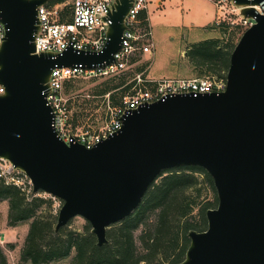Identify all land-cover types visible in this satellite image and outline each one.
Instances as JSON below:
<instances>
[{"label":"water","instance_id":"95a60500","mask_svg":"<svg viewBox=\"0 0 264 264\" xmlns=\"http://www.w3.org/2000/svg\"><path fill=\"white\" fill-rule=\"evenodd\" d=\"M52 0H0V160L31 180L34 193L63 202L55 231L84 218L98 246L130 217L165 171L199 167L212 178L218 205L207 228L190 231L180 264H264V0H231L254 20L237 42L221 93L169 96L121 118L115 135L87 149L53 128L47 97L55 68L110 66L135 0H117L105 48L36 54L39 12Z\"/></svg>","mask_w":264,"mask_h":264},{"label":"trees","instance_id":"16d2710c","mask_svg":"<svg viewBox=\"0 0 264 264\" xmlns=\"http://www.w3.org/2000/svg\"><path fill=\"white\" fill-rule=\"evenodd\" d=\"M68 1L52 0L50 5ZM67 11L69 13V7ZM140 18L145 21L147 13L143 12ZM224 35L229 40L225 47L221 46L220 40L210 39L194 45L187 52L192 64L205 70L207 76L228 72L230 57L239 37L236 32L229 35L227 30ZM143 70L139 67L106 78L92 95L102 99L110 95L112 106L124 105V98L130 94L134 85L132 80ZM77 81L66 83L65 95L77 89L74 87ZM200 178H203L209 189L216 192L212 178L202 168L186 167L165 171L148 190L139 208L108 230V244L102 247L98 246L96 236L91 233L90 224L80 232L69 229L70 223L56 233L58 215L52 213L53 200L39 197L29 199L20 188L7 185L1 178L0 203L9 204V227L16 228L30 222L21 252L23 264H55L72 255L70 264H180L190 245L189 232L205 231L206 213L218 205L217 196L214 202H197L202 194ZM41 208H45V211H41ZM196 209H199V213L195 216ZM8 247L12 250L15 248L12 244ZM0 264H8L1 245Z\"/></svg>","mask_w":264,"mask_h":264},{"label":"built area","instance_id":"2783aa9c","mask_svg":"<svg viewBox=\"0 0 264 264\" xmlns=\"http://www.w3.org/2000/svg\"><path fill=\"white\" fill-rule=\"evenodd\" d=\"M117 0H69L65 4L46 5L38 9L39 31L35 38L36 54H62L70 47L77 51L100 52L108 41L107 32L112 24L109 16ZM219 11L217 26L226 23V14L235 17L230 26H235L243 33L255 24L254 20L244 19L241 8L234 6L231 0H209ZM147 0H135L134 6L126 19L127 30L124 32L120 50L115 55V62L110 66L92 69L82 66L55 68L50 77L51 92L47 102L53 111V128L66 144H81L92 149L97 144L115 135L122 127L121 118L129 110H135L146 104L154 103L169 96L179 94L204 95L224 92L227 88V73L208 75L189 79H150L145 72L137 73L130 94L124 98V105L112 106L110 95L104 97L107 110L105 124L94 129L90 126L74 124L71 113L72 98H66L64 90L71 80L106 79L134 70L135 64L144 56L152 55L155 45L148 15L145 21L140 18L147 13ZM231 6V10H230ZM69 7V13L67 8ZM259 15H264L263 4L254 7ZM62 19H65L64 21ZM4 29L0 24V45ZM4 88L0 87V94ZM0 178L7 185L20 188L29 199L39 197L52 199L59 213L63 202L49 194L34 193L30 178L16 170L9 162L0 160ZM58 215V214H57Z\"/></svg>","mask_w":264,"mask_h":264},{"label":"rangeland","instance_id":"374dc122","mask_svg":"<svg viewBox=\"0 0 264 264\" xmlns=\"http://www.w3.org/2000/svg\"><path fill=\"white\" fill-rule=\"evenodd\" d=\"M147 1L155 49L152 55L142 57L135 64L134 69L144 68L145 76L150 79H189L207 76L205 70L203 71L193 65L192 61L187 57L189 49L210 39L220 40L221 46L225 47L229 44V40L224 35L225 30H227L229 35L232 32L237 33L239 38L235 44L242 36L240 29L229 24L231 21L235 22L236 20L232 15L226 14V23L222 26H217L216 22L210 24L211 20L206 18V11L215 13L217 7L209 0ZM158 1L162 2L161 7L157 6ZM104 81V79H79L74 84L77 89H73L69 94L65 95L66 98L73 99L70 109L74 124L80 127L90 126L94 129H98L105 124L107 110L104 98H96L92 95L95 88ZM200 181L202 182V194L201 198L197 199V202L203 204L214 202L215 196H217L216 192L209 189L203 178H200ZM55 207H58V205L54 202L53 215L58 214ZM41 211H45V208H41ZM8 212V202L0 203V245L7 256L8 264H23L21 262V252L28 235L30 222L11 228L8 226ZM198 213L199 209H196L194 215L196 216ZM70 223L69 229L80 232L89 224L82 217H76ZM137 234L139 235V233ZM11 244L15 246L13 250L8 247ZM73 256L55 264H70Z\"/></svg>","mask_w":264,"mask_h":264},{"label":"crops","instance_id":"0c3cea01","mask_svg":"<svg viewBox=\"0 0 264 264\" xmlns=\"http://www.w3.org/2000/svg\"><path fill=\"white\" fill-rule=\"evenodd\" d=\"M157 6L158 7H161L162 6V2L161 1H158L157 2ZM219 11H218V8L217 10H215V13L214 12H207L206 11V18L211 20L210 24H214L216 22V20L218 19V16H219ZM147 15H148V20H149V23H150V26L152 28V25H151V18H150V13L148 12V9H147ZM209 24V25H210ZM206 25V24H205Z\"/></svg>","mask_w":264,"mask_h":264}]
</instances>
